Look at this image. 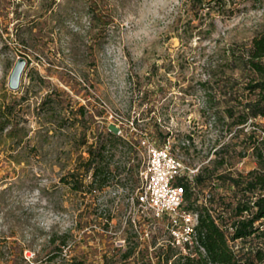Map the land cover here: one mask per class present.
<instances>
[{
    "label": "rangeland",
    "instance_id": "374dc122",
    "mask_svg": "<svg viewBox=\"0 0 264 264\" xmlns=\"http://www.w3.org/2000/svg\"><path fill=\"white\" fill-rule=\"evenodd\" d=\"M188 8L186 0H0V108L12 109L6 131H18L0 141V264H62L48 261L54 247L48 240L66 231L73 235L71 257L88 264L118 258L128 244L127 221L138 216L130 202L145 157L140 137L156 146L169 139L184 167L207 165L215 139L217 148L235 151L228 165L233 177L256 167L242 140L250 131L264 139V118L229 131L222 108L213 123L216 109L205 108L203 88L210 87L207 73L225 46L248 44L264 32V0L237 6L228 20L217 18L209 39L200 42L180 34ZM18 58L26 65L11 91L8 78ZM119 131H131L134 142L128 153L118 145L111 168L126 169L95 189L101 207L89 208L65 179L79 164L83 142L121 137ZM208 192L224 193L194 191L200 201ZM147 219L152 234L159 231L166 241L165 222ZM158 246L149 248L150 256ZM141 254L137 248L131 259Z\"/></svg>",
    "mask_w": 264,
    "mask_h": 264
},
{
    "label": "trees",
    "instance_id": "16d2710c",
    "mask_svg": "<svg viewBox=\"0 0 264 264\" xmlns=\"http://www.w3.org/2000/svg\"><path fill=\"white\" fill-rule=\"evenodd\" d=\"M186 1L190 18L180 27V34L187 39L197 36L200 42L209 39L215 30L217 18L220 21L228 20L236 12L237 6L261 0ZM177 36L180 38V35ZM207 75L208 79L204 84L210 87L203 88L206 94L205 108H214L215 113L222 108V118L228 120L226 125L229 131L233 127H254L256 119L264 118V32L252 37L248 44L225 46L220 55V63L214 65ZM44 102L45 100L40 104V109H43ZM11 115L10 106L4 107L3 111L0 108V141L3 143L15 137L18 132L16 129L6 131ZM218 116L217 113L213 123L219 120ZM237 131L240 132L241 128ZM133 142L134 134L130 131L125 133V138L107 134L97 136L91 143H82V150L79 148L76 159L79 164L69 170L65 181L67 184L73 181L71 189L80 192L82 198L89 201V208L101 207L94 200V197L97 200L93 195L95 189L100 191L110 178L122 175L126 169L125 165L111 168L118 145L126 147L128 153L132 150ZM242 142L251 148L255 168L233 177L228 171V165L235 151L228 145L217 148L219 139H215L210 147L213 159L199 170L193 184L178 181L183 188L184 210L198 214L195 227L197 244L187 253L172 247L169 239L163 241V233L158 231L152 234L148 219L138 214L133 222L127 221L123 230L128 240L125 250L115 260L103 257V263L264 264V139H258L250 131L244 135ZM181 148L187 152L186 147ZM83 153L87 156L83 157ZM240 157L244 158L245 153H240ZM89 175L92 180L84 185L83 181ZM198 187L209 191L220 188L224 193L208 192L200 201L194 193ZM102 211L106 209H101V214ZM104 219L103 226L107 228L110 219ZM48 243L54 246L49 262L60 258L62 264H88L83 258L70 256L74 248L70 231L49 237ZM157 244L159 246L154 249L153 256H150L149 248ZM137 248H142L145 254L131 259Z\"/></svg>",
    "mask_w": 264,
    "mask_h": 264
},
{
    "label": "built area",
    "instance_id": "2783aa9c",
    "mask_svg": "<svg viewBox=\"0 0 264 264\" xmlns=\"http://www.w3.org/2000/svg\"><path fill=\"white\" fill-rule=\"evenodd\" d=\"M119 131L118 134L122 138ZM264 136V132L260 131ZM139 147L144 150V160L138 172V186L131 198L135 214L152 217L165 222L172 247L187 253L197 244L195 227L198 214L187 212L183 205V188L178 181L193 184L199 169L194 166H183L174 155L169 139L160 146L140 137ZM132 222V218H129Z\"/></svg>",
    "mask_w": 264,
    "mask_h": 264
},
{
    "label": "water",
    "instance_id": "95a60500",
    "mask_svg": "<svg viewBox=\"0 0 264 264\" xmlns=\"http://www.w3.org/2000/svg\"><path fill=\"white\" fill-rule=\"evenodd\" d=\"M25 65L26 60L24 58H18L16 60L8 78V88L11 91H16L18 89Z\"/></svg>",
    "mask_w": 264,
    "mask_h": 264
}]
</instances>
